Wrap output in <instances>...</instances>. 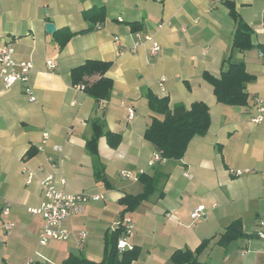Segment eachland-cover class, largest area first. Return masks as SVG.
<instances>
[{
    "label": "crops",
    "instance_id": "1",
    "mask_svg": "<svg viewBox=\"0 0 264 264\" xmlns=\"http://www.w3.org/2000/svg\"><path fill=\"white\" fill-rule=\"evenodd\" d=\"M93 8H104V22L72 36L60 49L59 31L86 30L83 12ZM237 20L251 32L253 47L243 53L231 44ZM47 23L54 25V33L46 32ZM162 23L168 24L159 27ZM136 35L155 39L159 53L151 57L145 41L131 53ZM4 45L14 49L17 62H30L32 70L26 85L5 88L0 77V264H26L31 258L33 264H62L69 256L101 263L105 237L120 221L119 201L143 191L137 180L141 173L156 177V190L127 215L132 230L126 243L141 251L132 264H172L175 251H194L206 240L210 244L198 256L200 264H264V237H259L264 235V116L259 124L251 122L256 98L264 104V0H0V48ZM89 60L110 64L105 77L111 93L102 109L69 78L73 68ZM228 60L243 63L253 76L245 85V106L219 104L204 79L205 74L218 77ZM47 61H54L55 68L49 70ZM26 86L34 102L25 95ZM148 92L167 98L170 107L203 102L210 115L207 133L190 140L181 160H161L151 168L157 152L144 138L151 122ZM97 118L103 120V131L120 136V142L111 148L105 137L99 138L95 160L85 144ZM25 167L33 174L29 185ZM232 169L251 172L232 177ZM124 172L132 178L123 179ZM48 175L65 194L103 199L89 201L81 214L66 220L68 240L41 247L42 219L29 209L39 206V183ZM6 203L10 213L2 217ZM199 207L203 215L193 222L190 214ZM235 220L245 236L226 246L216 244ZM4 222L13 223L9 234ZM81 232L86 234L82 249Z\"/></svg>",
    "mask_w": 264,
    "mask_h": 264
},
{
    "label": "trees",
    "instance_id": "2",
    "mask_svg": "<svg viewBox=\"0 0 264 264\" xmlns=\"http://www.w3.org/2000/svg\"><path fill=\"white\" fill-rule=\"evenodd\" d=\"M226 5L230 15L236 19L237 15L233 5L228 2ZM83 18L89 23L86 30L77 33H71L68 30L59 31V36L57 35L55 41L60 49L65 46L72 36L86 34L92 31L96 24H102L105 20L104 8H93L85 11L83 12ZM237 24L231 43L232 49L243 53L253 47L251 32L245 24L238 20ZM109 67V63L86 61L70 71L71 84L82 86V91L93 101L95 100L96 104L108 100L112 85L105 74ZM204 79L212 87L213 95L219 104L238 107L247 105L248 95L245 92V85L253 79V76L246 72L243 63H234L228 60L226 70L222 71L218 77L205 74ZM146 100L151 112V122L144 133L145 140L154 146L162 160H181L190 140L205 135L209 129L210 115L207 106L203 102H194L189 108L183 105L170 107L167 98L161 99L151 92L147 93ZM103 128V120L101 118L94 119L92 121V137L85 144L87 151L95 160L99 138L105 137L111 148H115L120 142V136L104 132ZM99 174V169H97L95 176L98 177ZM155 178V176L146 174L139 175L137 180L142 185V193L136 196L127 195L119 201V204L123 206L120 221L117 228L105 237V251L101 263L92 262L83 257L69 256L62 264H132L136 261L141 252L138 247L130 246V249L126 248L119 251L117 243L120 239H126L123 221L127 215L155 193ZM244 236L240 220H235L225 228L216 244L226 246ZM209 244L210 240H206L194 251H175L171 256L172 264H200L198 256L209 248Z\"/></svg>",
    "mask_w": 264,
    "mask_h": 264
},
{
    "label": "built area",
    "instance_id": "3",
    "mask_svg": "<svg viewBox=\"0 0 264 264\" xmlns=\"http://www.w3.org/2000/svg\"><path fill=\"white\" fill-rule=\"evenodd\" d=\"M162 1V0H158ZM218 3L219 0H213ZM168 23H162L159 27L167 25ZM183 30V29H182ZM145 41L150 44V56L155 57L160 50L158 42L150 36L140 37V35H136V39L134 44L132 45L130 52L134 53L140 46L141 42ZM115 42L118 44V39L115 38ZM54 61H47L46 66L49 70L54 69L56 65H54ZM32 70V64L30 62H17L15 60L14 49L10 45H4L0 48V77L3 82V86L5 88H10L18 83L26 85L28 82L29 73ZM165 79H160L158 85L163 90V83ZM75 89L78 91H82V86H75ZM24 93L29 97L30 102H34L35 98L32 95V90L30 87H25ZM105 101H100L98 104L99 108H103L105 105ZM256 113L257 115L252 118L251 122L253 124H259L263 120L264 116V104L260 99L256 98ZM134 112L132 109L128 110V117L133 118ZM44 139H47V135H44ZM54 151L61 152V148L55 146ZM162 159L158 153H155L152 159L149 161L148 166L151 168L155 165V163L160 162ZM51 169H55L54 164H50ZM23 175H25V183L29 185L32 181L33 174L26 167L23 168ZM251 171L249 169H237L230 170L229 174L232 177H241L243 175L249 174ZM142 174V173H141ZM264 174V173H263ZM123 179H131L132 176L130 173L124 172L121 174ZM63 183V181H61ZM40 190H41V201L37 208L29 209L30 214L37 215L42 219V226L38 234V244L41 247L47 245L50 241L62 242L66 241L70 238L69 231L65 228L64 223L70 217L79 215L83 212L84 206L89 201H100L103 199L102 196L96 194H74L69 195L59 191L56 188L54 178L51 175L46 176L42 181H40ZM10 205L8 203L5 204L1 211L2 217H7L10 213ZM203 215V208L199 207L190 214L191 220L197 221ZM125 224L126 238L131 235L132 225L131 221L128 217H126L123 221ZM3 230L6 234H9L13 228V223L4 222L2 225ZM260 238H263V233L259 234ZM78 246L80 249L84 247L86 234L81 232L78 234ZM130 249V246L126 243V239H120L117 243V249L122 251L124 249ZM37 257H40L36 254ZM34 260L28 259L26 264H33ZM46 264H51L46 262Z\"/></svg>",
    "mask_w": 264,
    "mask_h": 264
},
{
    "label": "water",
    "instance_id": "4",
    "mask_svg": "<svg viewBox=\"0 0 264 264\" xmlns=\"http://www.w3.org/2000/svg\"><path fill=\"white\" fill-rule=\"evenodd\" d=\"M45 30H46V32L48 33V34H52V33H54L55 32V27H54V25L52 24V23H47L46 25H45Z\"/></svg>",
    "mask_w": 264,
    "mask_h": 264
}]
</instances>
